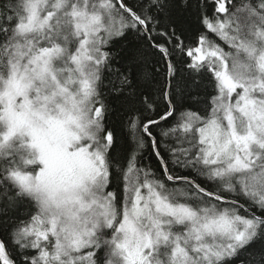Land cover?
<instances>
[{
    "label": "snow or ice",
    "instance_id": "snow-or-ice-1",
    "mask_svg": "<svg viewBox=\"0 0 264 264\" xmlns=\"http://www.w3.org/2000/svg\"><path fill=\"white\" fill-rule=\"evenodd\" d=\"M0 264H264V0H0Z\"/></svg>",
    "mask_w": 264,
    "mask_h": 264
}]
</instances>
